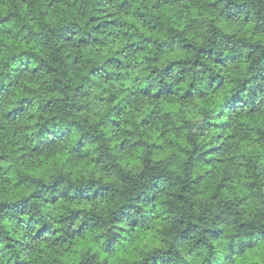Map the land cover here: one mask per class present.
<instances>
[{
	"label": "clouds",
	"instance_id": "1",
	"mask_svg": "<svg viewBox=\"0 0 264 264\" xmlns=\"http://www.w3.org/2000/svg\"><path fill=\"white\" fill-rule=\"evenodd\" d=\"M0 264H264V0H0Z\"/></svg>",
	"mask_w": 264,
	"mask_h": 264
}]
</instances>
